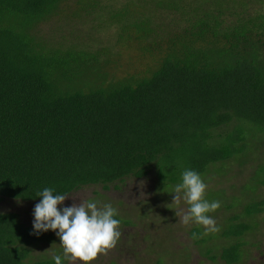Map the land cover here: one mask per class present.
Masks as SVG:
<instances>
[{"label": "trees", "instance_id": "obj_1", "mask_svg": "<svg viewBox=\"0 0 264 264\" xmlns=\"http://www.w3.org/2000/svg\"><path fill=\"white\" fill-rule=\"evenodd\" d=\"M132 48L143 68L118 74ZM263 140L264 0H0L1 204L151 174L169 192L186 168L203 177L233 161L264 174ZM263 212L252 201L244 216ZM254 228L229 217L222 260L241 262ZM56 240L0 205V264H54L33 248Z\"/></svg>", "mask_w": 264, "mask_h": 264}, {"label": "rangeland", "instance_id": "obj_2", "mask_svg": "<svg viewBox=\"0 0 264 264\" xmlns=\"http://www.w3.org/2000/svg\"><path fill=\"white\" fill-rule=\"evenodd\" d=\"M115 30L114 28L101 32V42L113 41ZM135 53L133 48L123 49L121 64L116 69L118 74H125L133 68H143L141 62L136 63L134 58V61L128 62ZM142 63L145 64L143 61ZM256 147L263 149L264 140L256 142L253 150ZM259 154L256 153L253 158L258 159ZM257 163L256 160L242 165L233 161L229 163V169L217 165L202 177L208 185L205 198L210 202L218 200L221 204L215 212L209 213L216 221L219 231L210 233L212 239L202 244H199L191 233L194 228L203 227L195 224L183 225L178 220L174 209L179 211L187 206L183 202L179 206L172 202L175 194L169 192L173 189L169 192L160 189L154 174L142 179L128 178L121 184V189L113 186L107 191L102 186L85 187L69 195L64 203L67 206L79 204L80 198L93 199L99 201L101 206L110 203L117 210L120 219L118 230L121 235L114 247L106 253L98 254L90 264H228L219 256L228 242L221 234L227 226V219L236 214L242 215L243 220L255 227L245 235L244 239L248 244L244 248L241 262L236 264H264V212L252 218L244 216L245 207L249 202L264 200V184H258L256 191L245 189L246 184H252L254 180L255 183L250 185L254 187L259 179L264 178ZM10 202L0 203L2 209L15 210L26 223H32V211L37 202L24 205L20 202ZM227 205L232 207L226 208ZM59 243L60 239L57 237L54 244L33 248V254L44 252L48 256L62 255ZM210 248L213 250L211 253ZM214 255L215 259L212 258Z\"/></svg>", "mask_w": 264, "mask_h": 264}, {"label": "clouds", "instance_id": "obj_3", "mask_svg": "<svg viewBox=\"0 0 264 264\" xmlns=\"http://www.w3.org/2000/svg\"><path fill=\"white\" fill-rule=\"evenodd\" d=\"M208 185L202 176L192 169L181 172V182L173 190V201L183 202L186 209L175 210L183 225L202 226L203 234L219 231L216 221L209 215L220 206V201L205 198ZM41 197L32 211V234L40 235L52 230L60 239L62 255H53L54 264H90L98 254L106 253L117 243L121 233L117 210L110 203L102 206L93 199H81L80 203L65 205L68 193L45 187L36 193Z\"/></svg>", "mask_w": 264, "mask_h": 264}]
</instances>
